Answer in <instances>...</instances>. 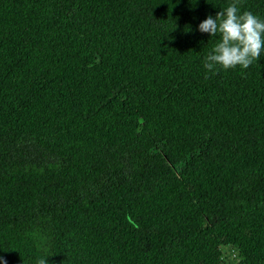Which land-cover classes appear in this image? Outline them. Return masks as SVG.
<instances>
[{"label":"trees","instance_id":"obj_1","mask_svg":"<svg viewBox=\"0 0 264 264\" xmlns=\"http://www.w3.org/2000/svg\"><path fill=\"white\" fill-rule=\"evenodd\" d=\"M228 3L0 0L3 264H264V57L206 75L196 31Z\"/></svg>","mask_w":264,"mask_h":264},{"label":"clouds","instance_id":"obj_2","mask_svg":"<svg viewBox=\"0 0 264 264\" xmlns=\"http://www.w3.org/2000/svg\"><path fill=\"white\" fill-rule=\"evenodd\" d=\"M196 31L216 40L201 62L206 75L237 66L246 69L264 57V18L251 11H241V0H229L215 16L207 15ZM36 264H46L45 257Z\"/></svg>","mask_w":264,"mask_h":264}]
</instances>
